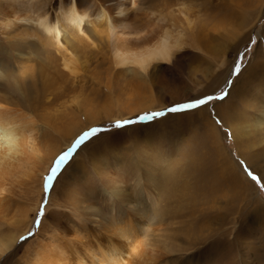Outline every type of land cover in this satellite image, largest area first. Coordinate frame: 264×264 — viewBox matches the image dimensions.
Returning a JSON list of instances; mask_svg holds the SVG:
<instances>
[{"label":"rangeland","instance_id":"374dc122","mask_svg":"<svg viewBox=\"0 0 264 264\" xmlns=\"http://www.w3.org/2000/svg\"><path fill=\"white\" fill-rule=\"evenodd\" d=\"M181 1L196 7L199 50L184 45L185 53L160 64L152 81L135 77L132 66H116L105 27L97 23L85 25L92 42L75 41V74L62 68L56 48L37 31L9 37L0 25V49L8 52L0 55L6 62L0 83L18 87L33 102L39 140L47 128L73 130L69 137L53 134L58 143L49 151L61 149L41 186H29L24 177L10 186L0 231L16 241L0 264H98L92 257L108 242L121 252L116 264H264V134L248 132L243 141L231 129L237 116L253 121L264 103V0H143L146 12L165 17L158 34L171 24L184 28L172 12ZM5 11L0 5V24ZM198 99L206 103L167 112ZM137 108L146 109L129 115ZM153 112L164 115L139 119ZM126 120L136 122L115 126ZM64 153L67 159L47 181ZM110 190L145 209L130 223L128 242L119 236L124 223L106 221L109 208L119 211L120 205L103 192ZM39 239L63 255L46 250L38 260Z\"/></svg>","mask_w":264,"mask_h":264},{"label":"bare ground","instance_id":"6f19581e","mask_svg":"<svg viewBox=\"0 0 264 264\" xmlns=\"http://www.w3.org/2000/svg\"><path fill=\"white\" fill-rule=\"evenodd\" d=\"M0 5L3 10H6L5 13H3V21L0 25H2L5 30H9V37H17V32L25 28L32 32L37 31V33L44 37L49 44L56 48L62 60V68L74 74L77 70L75 64L77 61L75 47L77 43L82 40L92 42V36H90L85 29V25H90L92 22L105 27V32H107L106 40L108 39L105 42H109L108 44L112 52L111 55L116 66H132V72L135 73V77L144 76V78L146 77L152 81L155 74L160 72L163 68L160 64L174 63V61L178 59L177 53L183 50L184 45H189L193 49L199 50L196 40L197 37L194 36L196 34L194 33V28L197 22L193 18V14L196 12L194 11L196 7L191 2L181 1L177 4L176 9L172 10V12L182 17L185 29L180 25H165L169 27L161 31L160 34H158L159 23L165 20V17L161 13L154 14L146 12L142 7L143 0H0ZM165 26H163L162 29L166 28ZM94 33H96V31H94ZM30 34L32 35V33ZM156 34L158 35L156 36ZM76 40L77 43L75 45ZM47 42L45 43L47 44ZM30 46L33 48V45ZM93 46L95 47V44ZM182 52L185 53V51ZM1 53L7 55L8 52L0 49V55ZM23 53L20 50L16 51L17 57H20ZM224 61L225 59L223 58L219 66H222ZM79 62L80 61H78L77 64H79ZM5 68L6 62L4 59L0 58V80L4 76ZM80 76L82 77V75ZM79 82L80 81H78V83ZM19 90L18 87L13 88L9 85L0 83V207L10 199V189H12L10 186L13 185L14 179H16L17 184V179L24 177L28 180L27 183L29 186L32 182H35L37 187L41 186L42 177H45L49 163H51L61 149L53 148L52 151L48 149L50 146H54L53 144L58 143L54 140L55 135L58 136L59 133H63L66 137H69L72 136L71 133H73V130H68L70 132V134H68L67 131L64 132L65 129L57 130L54 127L52 130L51 128H47V131L42 132L43 137L39 140L38 125L40 124L37 125L35 119L36 114L34 115L36 108H33L34 110L31 108L33 102L30 104L29 100H26L25 95ZM65 107L67 108V106ZM254 107L256 108V104ZM66 108L63 109L66 110ZM257 108V113L253 121L252 119L249 121L245 116L241 115V117L237 116V121L234 123L235 125L231 126L234 133L233 135L240 138L239 140L247 141L249 137L248 132H253L255 130L264 134V103ZM144 109L146 108H137L135 111H131L129 115L134 112L143 111ZM88 112L91 113V111ZM88 112L85 113L87 114ZM241 118H243V121ZM68 120L69 118H66V121ZM37 121L40 122V120ZM66 121L63 125L67 124ZM214 131L216 132L215 128ZM65 143H67L66 140ZM65 146H68V144ZM146 175L149 178L150 174L147 173ZM139 179L140 178H138V180ZM147 180V182L152 181V179ZM138 187H140V184ZM103 192L108 196V199H112V194L113 198L117 199L120 204L118 208L119 211H116L114 207L109 208L108 217H110L109 220L106 218V221H111L112 227L116 226L117 223H124L125 228L119 232V236L126 242L132 240L131 231L134 228L133 224L130 225V223L136 222L135 220L137 217H139L138 219L141 218L140 212L144 214L145 209L141 210L142 202H134L133 204V202L125 201L119 197L121 195L119 194V190L114 192L111 190ZM38 196L40 197V194H38ZM4 210L6 211L7 208H4ZM94 210L95 209L91 212L93 213ZM93 216L97 215L93 213ZM123 216L127 217V221H122L124 218ZM140 224L143 225L144 221H140ZM106 227L107 226H105V228ZM142 232L146 233L148 231L145 232L141 230L139 233L142 234ZM15 241L16 236L14 234H5L0 231V256L9 251L13 247ZM110 243L108 242L105 250L98 251L97 254L99 256L96 257L94 255L95 257H92V260L94 261L96 259L98 264H116L121 252ZM150 243L147 242V244ZM43 246L42 240L39 239V243L35 247L38 260L43 257L41 256L42 251L44 252L47 250L48 252H54L51 249L54 248L53 245L51 248H45V246ZM146 246L148 247L149 245ZM54 253L58 257L63 255L62 249H58V252ZM154 254L156 253L153 252V256Z\"/></svg>","mask_w":264,"mask_h":264},{"label":"snow or ice","instance_id":"6c2138e0","mask_svg":"<svg viewBox=\"0 0 264 264\" xmlns=\"http://www.w3.org/2000/svg\"><path fill=\"white\" fill-rule=\"evenodd\" d=\"M207 99L210 100V99H213V97H208ZM205 103H206V100H204V99H198V100L195 101V103H186V104L178 105V106H175V107H170V108L167 109V112H171V113L180 112V111H183L185 109L196 108L199 105H203ZM162 115H164L163 112H153V113L145 114V115L141 116L139 119H141V120H149V119H153V118H155L157 116H162ZM135 122L136 121H134V120H126V121H122V122L121 121H117L115 126L117 128H119V127H121L123 125L132 124V123H135ZM217 123H219V121H217ZM95 131H96L95 129L92 130V132H95ZM90 134L91 133L86 132L81 137H79L77 139V141L75 142V144L73 145V148H75L78 144H80ZM70 152H71V149L69 150V153ZM69 153H64L63 155H61L57 159L56 164H55V167H53L51 169V175H49L46 178L47 181H51L53 179V176L56 175V172H57L60 164L63 163L67 159ZM46 190H47V183H46Z\"/></svg>","mask_w":264,"mask_h":264}]
</instances>
